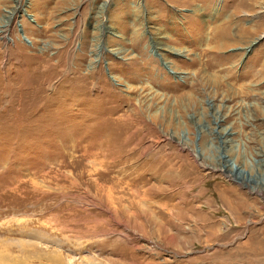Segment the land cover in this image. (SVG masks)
<instances>
[{
    "label": "rangeland",
    "instance_id": "374dc122",
    "mask_svg": "<svg viewBox=\"0 0 264 264\" xmlns=\"http://www.w3.org/2000/svg\"><path fill=\"white\" fill-rule=\"evenodd\" d=\"M259 253L264 0H0V264Z\"/></svg>",
    "mask_w": 264,
    "mask_h": 264
},
{
    "label": "bare ground",
    "instance_id": "6f19581e",
    "mask_svg": "<svg viewBox=\"0 0 264 264\" xmlns=\"http://www.w3.org/2000/svg\"><path fill=\"white\" fill-rule=\"evenodd\" d=\"M139 107V106H138ZM119 120V119H118ZM120 121V120H119ZM122 121V120H121ZM123 122V121H122ZM125 122V121H124ZM125 124V123H124ZM128 130V129H127ZM129 131V130H128ZM102 165V164H101ZM239 205H240V203H239ZM242 205V204H241ZM236 209V208H235ZM32 247V246H31ZM23 249V248H22ZM24 250V249H23ZM31 251V250H30ZM34 251V250H33ZM24 254V253H23ZM261 254H264V253H259V254H257V255H261ZM30 255V254H29ZM32 256V255H31ZM36 256V255H35ZM39 257V256H38ZM252 259V258H251ZM263 260V259H262ZM259 261V260H258ZM257 261V262H258ZM1 262H3V261H1ZM261 262V261H260ZM262 263H264V262H262Z\"/></svg>",
    "mask_w": 264,
    "mask_h": 264
}]
</instances>
